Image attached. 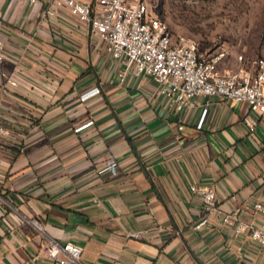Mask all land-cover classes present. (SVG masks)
<instances>
[{
  "label": "crops",
  "instance_id": "obj_1",
  "mask_svg": "<svg viewBox=\"0 0 264 264\" xmlns=\"http://www.w3.org/2000/svg\"><path fill=\"white\" fill-rule=\"evenodd\" d=\"M47 9L0 0L3 264H59L43 252L50 239L81 246L72 264H262L215 210L195 227L204 208L190 184L213 186L223 210L264 202V112L216 96L178 109L150 77L120 83L87 25Z\"/></svg>",
  "mask_w": 264,
  "mask_h": 264
},
{
  "label": "built area",
  "instance_id": "obj_2",
  "mask_svg": "<svg viewBox=\"0 0 264 264\" xmlns=\"http://www.w3.org/2000/svg\"><path fill=\"white\" fill-rule=\"evenodd\" d=\"M24 1L31 5L46 1L50 14H59L62 8H66L79 22L86 24L89 33L102 42L104 53L118 62L120 83L129 73L150 77L156 83L155 93L178 109L189 104L193 97L209 99L216 96L244 101L249 110L264 112V56L235 68L224 65V58L229 54L225 42L217 43L210 50H202L193 37H174L167 22L155 12L149 0ZM3 19L4 14L0 10V26ZM3 49L4 41L0 37V63L5 57ZM8 82L16 84L14 79ZM94 92H98V88H93L86 95ZM206 112L207 105L197 122L198 127ZM244 122L249 131H254L257 121L251 114L244 116ZM8 133L9 130L0 124V135ZM190 189L201 198L204 208L195 227L205 224L207 213L215 210L235 235L246 234L258 244L264 264V202L242 201L236 207L223 210L216 205L213 186L193 182ZM229 198L235 200L237 195L229 194ZM248 211L251 212L250 217L245 218L242 214ZM35 225L41 229L39 223L35 222ZM141 234V231L131 233L135 237ZM81 250L78 244L70 241L61 243L56 239H50L43 246L45 255L59 264L76 263ZM0 264H3L1 257Z\"/></svg>",
  "mask_w": 264,
  "mask_h": 264
},
{
  "label": "rangeland",
  "instance_id": "obj_3",
  "mask_svg": "<svg viewBox=\"0 0 264 264\" xmlns=\"http://www.w3.org/2000/svg\"><path fill=\"white\" fill-rule=\"evenodd\" d=\"M174 37H193L202 50L225 42V65L264 56V0H149ZM239 56H242L239 58Z\"/></svg>",
  "mask_w": 264,
  "mask_h": 264
},
{
  "label": "trees",
  "instance_id": "obj_4",
  "mask_svg": "<svg viewBox=\"0 0 264 264\" xmlns=\"http://www.w3.org/2000/svg\"><path fill=\"white\" fill-rule=\"evenodd\" d=\"M159 15V14H158ZM160 16V15H159ZM161 17V16H160ZM162 18V17H161Z\"/></svg>",
  "mask_w": 264,
  "mask_h": 264
}]
</instances>
